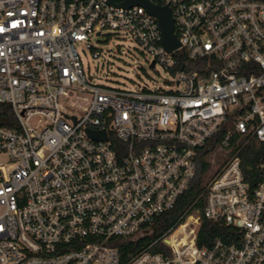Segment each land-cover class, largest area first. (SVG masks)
Masks as SVG:
<instances>
[{"label":"built area","instance_id":"1","mask_svg":"<svg viewBox=\"0 0 264 264\" xmlns=\"http://www.w3.org/2000/svg\"><path fill=\"white\" fill-rule=\"evenodd\" d=\"M124 1L0 0V264H264V162L253 186L241 159L264 144V0H149L171 11L173 50ZM107 29L178 88L91 83L77 43ZM227 122L203 191L160 228ZM203 217L227 231L201 242Z\"/></svg>","mask_w":264,"mask_h":264},{"label":"rangeland","instance_id":"2","mask_svg":"<svg viewBox=\"0 0 264 264\" xmlns=\"http://www.w3.org/2000/svg\"><path fill=\"white\" fill-rule=\"evenodd\" d=\"M93 49L84 42H78L77 48L83 60L87 77L91 83L128 89L176 90V75L162 65H151L152 58L142 52L141 47L130 33L112 29L104 30L100 35L90 34ZM100 51L98 58L93 53Z\"/></svg>","mask_w":264,"mask_h":264},{"label":"trees","instance_id":"3","mask_svg":"<svg viewBox=\"0 0 264 264\" xmlns=\"http://www.w3.org/2000/svg\"><path fill=\"white\" fill-rule=\"evenodd\" d=\"M1 106L6 108V105ZM8 107V105H7ZM227 127H231L230 122H227L221 129V131L214 137L212 143L201 151L198 158V171L196 178L190 188L181 197L179 203L176 207L163 214L158 218V224L160 228L167 227L173 223H176L180 217L185 213L191 203L198 197V195L203 191L206 181L210 175L209 164L205 159V156L219 143V141L224 137ZM242 168L253 186L257 184V180H260L262 176V171L260 170V165L264 162V144L253 139L252 142L242 150L241 152ZM204 201L198 203L199 206H203ZM228 227L221 225L219 223H214L206 218H202L201 227L199 230L200 241L202 242L205 238L212 239L218 235H221L227 231ZM122 250L125 252L129 250H137L140 243H134L131 240H123L121 242Z\"/></svg>","mask_w":264,"mask_h":264},{"label":"water","instance_id":"4","mask_svg":"<svg viewBox=\"0 0 264 264\" xmlns=\"http://www.w3.org/2000/svg\"><path fill=\"white\" fill-rule=\"evenodd\" d=\"M134 4H140L146 7L151 14L158 18L163 35V44L168 50H173L180 45V42L174 33V19L169 7L153 5L149 0H125L122 3V6H132ZM154 64L155 62H153L152 65ZM90 135L95 139L107 138L104 132L99 133L90 131Z\"/></svg>","mask_w":264,"mask_h":264}]
</instances>
